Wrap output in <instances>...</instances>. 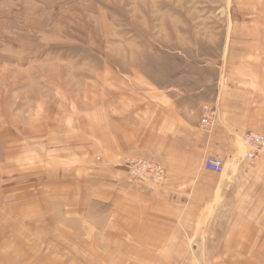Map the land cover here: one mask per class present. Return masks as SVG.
<instances>
[{
	"label": "rangeland",
	"instance_id": "1",
	"mask_svg": "<svg viewBox=\"0 0 264 264\" xmlns=\"http://www.w3.org/2000/svg\"><path fill=\"white\" fill-rule=\"evenodd\" d=\"M263 55L264 0H0V264H90L36 236L53 217L77 234L101 216L86 210L101 207V167L70 161V133L99 131L129 89L211 95L226 61L259 70ZM120 167L123 191L137 189ZM226 170L207 180L213 193L182 187L183 211L149 214L141 243L101 264H264V245L230 243L264 238V214L240 222Z\"/></svg>",
	"mask_w": 264,
	"mask_h": 264
},
{
	"label": "crops",
	"instance_id": "2",
	"mask_svg": "<svg viewBox=\"0 0 264 264\" xmlns=\"http://www.w3.org/2000/svg\"><path fill=\"white\" fill-rule=\"evenodd\" d=\"M261 59L259 70L239 57L226 61L211 95L129 89L123 94L124 99L113 105L115 113L102 116L99 131L90 128L70 133V161L92 166L97 161L101 167V207L86 209L101 216L82 220L77 234L69 229L71 218L53 217L36 227L38 243L79 247L72 249L90 264L107 261L108 255L120 253L115 247L141 243L142 228L153 229L149 214L164 213L171 220L173 213L183 211L188 200L183 198L187 189L182 187L193 182L197 193L214 192L206 185L213 175L202 168L206 157L226 163L228 176L236 183L235 197L239 200L234 204L243 214L241 223L252 222L255 214H264V154L248 164L239 138L248 132L264 135V55ZM203 107L215 111L209 128L200 124ZM126 158L161 163L166 169L164 181L153 185V189L135 182L137 189L123 191L125 170L120 165ZM178 188L181 196H174L172 193L178 194ZM80 208L72 205L65 209L69 213L85 210ZM62 233L77 237L66 242ZM230 240L232 245H264V238Z\"/></svg>",
	"mask_w": 264,
	"mask_h": 264
},
{
	"label": "built area",
	"instance_id": "3",
	"mask_svg": "<svg viewBox=\"0 0 264 264\" xmlns=\"http://www.w3.org/2000/svg\"><path fill=\"white\" fill-rule=\"evenodd\" d=\"M215 111L209 107H203L200 124L209 128L213 124ZM242 140L246 145L245 160L252 163L256 157L264 151V135L257 133H244ZM127 169L130 181L139 183L159 184L165 176V167L156 161L146 159L126 158L122 161ZM202 168L212 174H221L225 169V162L206 157Z\"/></svg>",
	"mask_w": 264,
	"mask_h": 264
}]
</instances>
